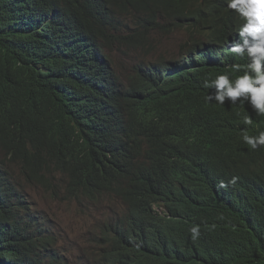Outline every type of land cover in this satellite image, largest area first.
Segmentation results:
<instances>
[{
	"label": "trees",
	"instance_id": "1",
	"mask_svg": "<svg viewBox=\"0 0 264 264\" xmlns=\"http://www.w3.org/2000/svg\"><path fill=\"white\" fill-rule=\"evenodd\" d=\"M40 1L61 12L59 33L67 41L65 51L53 53L42 46L37 26L22 30L12 26L7 10L19 0H0V264H66L57 254L48 253L53 239L45 235L42 217L8 181L3 157L22 161L26 178L37 169L51 167L63 187L61 198L80 206L105 197L118 201L119 209L98 224L90 240L93 255L81 264H160L145 209L159 185L175 177V172L182 173L178 153L188 148L172 105L166 115L170 127L164 132L170 148L164 152L157 134L141 137L145 113L139 99L148 93L158 104L163 88L177 90L174 81L198 73L196 69L191 75L168 72L173 57L162 55L130 65L122 61L123 80L107 67L109 54L120 48L151 52V32L166 33L163 24L171 20L192 39L188 45L184 41L178 45L180 52L203 41H217L229 33L234 14L215 0L193 4L191 0L185 4L177 0ZM125 13L134 25L130 35L119 34L113 24L114 16ZM76 47L95 62L80 64ZM119 81L124 83L122 88ZM203 90L197 80L194 92L201 101L191 98L190 112L210 120ZM225 143L227 151L239 150L235 132ZM190 154L209 158L201 152ZM227 178L219 176L226 184L231 180ZM204 186L194 184L200 200ZM227 192L221 188L220 197L206 204L212 213L209 229L223 239L204 254L200 250L181 254L169 264H264V241L258 235L264 223L247 225Z\"/></svg>",
	"mask_w": 264,
	"mask_h": 264
},
{
	"label": "clouds",
	"instance_id": "2",
	"mask_svg": "<svg viewBox=\"0 0 264 264\" xmlns=\"http://www.w3.org/2000/svg\"><path fill=\"white\" fill-rule=\"evenodd\" d=\"M177 1L185 4V0ZM200 1L191 0L189 4ZM215 1L234 14L229 33L217 41L189 46L169 60L168 72L178 70L191 75L196 69L198 75L174 81L177 90L163 88L158 104L148 93L140 94L139 104L145 113L144 120L140 121L141 137L157 134L164 152L170 148L164 132L170 127L166 115L172 105L179 116L188 148L180 149L178 153L182 173L175 172V177L159 185L145 209L148 234L162 257L160 264H169L181 254L191 255L198 250L204 254L215 246L217 240L223 239L210 231L212 213L211 208H206L212 198L220 197L221 188L228 189L227 193L242 213L240 218L247 225L252 228L264 223V0ZM50 4L40 0H19L16 7L7 10V15L9 23L16 29L37 26L42 37L41 45L59 53L66 50L67 41L59 33L61 12ZM122 15L114 16L113 24L118 26L119 34L130 35L133 22L126 13ZM175 23L176 20H171L163 24L168 27L166 33L182 29L183 41L186 45L191 43L186 31ZM151 33L153 44L146 45L154 49V35L162 32ZM80 52L76 47L74 53L80 64L95 62ZM127 52L135 53L131 49ZM110 60L109 70L124 80L120 68L123 69L121 62L125 59L115 64L110 55ZM197 80H201L204 86L202 100L209 109L210 120L190 112V99L194 97L196 102L201 101L200 95L194 92ZM119 83L118 87L122 88L124 83ZM185 91L189 93L183 95ZM233 132L239 142L237 152L226 150L225 139ZM191 152H201L209 158L193 157ZM4 167L11 182L5 163ZM242 171L249 174L243 176ZM222 174L231 179L227 184L223 181L225 179H219ZM195 183L205 185L200 192L203 200L195 195ZM45 235L51 234L46 230ZM258 235L264 241V226Z\"/></svg>",
	"mask_w": 264,
	"mask_h": 264
},
{
	"label": "rangeland",
	"instance_id": "3",
	"mask_svg": "<svg viewBox=\"0 0 264 264\" xmlns=\"http://www.w3.org/2000/svg\"><path fill=\"white\" fill-rule=\"evenodd\" d=\"M183 36L182 29L157 33L154 35V49L149 53H129L126 49H118L110 55L115 64L125 59L127 65L139 60H155L162 55L173 57L177 54ZM5 164L11 175V183L25 196L30 207L36 211L35 214L43 216L41 221L47 225V231L51 234L49 236L53 239V245L47 246L48 253L57 254L66 264H81L86 256H92L95 249L90 240L96 236L98 224L119 209L118 201L105 197L99 202L83 201L80 206L75 201L61 198L63 187L58 174L51 167L37 169L35 175L32 173L26 178L22 174L27 173L22 161L5 160Z\"/></svg>",
	"mask_w": 264,
	"mask_h": 264
},
{
	"label": "bare ground",
	"instance_id": "4",
	"mask_svg": "<svg viewBox=\"0 0 264 264\" xmlns=\"http://www.w3.org/2000/svg\"><path fill=\"white\" fill-rule=\"evenodd\" d=\"M170 75V74H169ZM60 122V121H59ZM61 124V123H60Z\"/></svg>",
	"mask_w": 264,
	"mask_h": 264
}]
</instances>
